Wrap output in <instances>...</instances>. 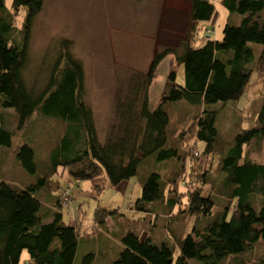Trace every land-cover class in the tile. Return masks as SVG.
Here are the masks:
<instances>
[{"label":"trees","instance_id":"obj_1","mask_svg":"<svg viewBox=\"0 0 264 264\" xmlns=\"http://www.w3.org/2000/svg\"><path fill=\"white\" fill-rule=\"evenodd\" d=\"M6 2L0 0V111L13 110L19 126L38 112L67 122L68 129L44 164L37 166L35 151L27 144L16 151L17 160L30 175H35L38 168L43 173L37 185L21 188L0 181V264H252L257 248L261 253L256 264H264V163L244 155L245 146L264 138V96L259 126L240 131L226 151L228 158L223 169L230 171L229 182L234 185L231 199L214 222L194 229L183 239H175L180 246L176 260L175 247L169 242L174 239L158 240L152 232L154 224L147 230L123 231L118 236L111 233L107 229L108 220L121 216L120 209L108 210L98 203L92 227L82 236L79 232L82 223L72 220L68 223L63 214L75 193L81 191L83 181H91L98 196L105 186H94L95 179L106 176L110 185L118 187L135 177L140 162L154 154L162 160L184 163L185 151L173 132H169L170 116L164 106L180 100L199 107L210 106L238 101L245 95L253 73L250 65L255 60V49H258L255 70L264 71V0H220L229 14L222 40L211 39L212 31L207 27L215 15L214 1L190 0L191 26L187 39L181 43V53L178 48L165 49L154 57L146 78L135 77L131 81L128 95L118 99L117 123L104 142L100 140L94 114L85 102L84 66L71 51L70 41H61L57 57L48 65L44 86L40 89L36 76L29 84V46L45 0H11L9 7ZM20 12L24 15L18 26ZM203 30L204 42L198 46L194 42ZM207 31L208 37L204 36ZM169 55H174L183 66L184 83L178 82L172 70L161 102L153 108L151 87L158 67ZM217 118L216 110L203 109L198 113L195 139L204 144V150L197 154L213 151L219 137ZM12 135L0 126V146L10 147ZM186 173L183 166L177 168L163 186L158 181L160 176L153 174L143 184L135 210L157 215L163 204L176 206L177 190L186 182ZM201 174L205 184L208 174ZM55 175H67L69 181L58 195L53 194L54 186L50 185L48 194L41 196H50L54 202L43 205L45 200L39 198V192L53 183L51 178ZM167 185L171 186L168 194ZM56 186L58 191L60 185ZM182 194L187 201L177 216L212 213L213 201L204 196L202 186L186 189ZM157 202L161 205L153 207ZM107 233L115 235V241ZM84 238L92 249L80 253L79 244ZM105 242L111 243V247H105Z\"/></svg>","mask_w":264,"mask_h":264},{"label":"rangeland","instance_id":"obj_2","mask_svg":"<svg viewBox=\"0 0 264 264\" xmlns=\"http://www.w3.org/2000/svg\"><path fill=\"white\" fill-rule=\"evenodd\" d=\"M213 1L216 11L207 27L212 31L211 39L222 40L229 14L220 0ZM9 2L11 3V0L6 2L8 7ZM190 7V0H45L43 11L35 21L29 46V84L36 76L40 89L44 86L48 77V65L57 57L61 41H70L71 51L84 66L85 102L94 114L100 140L104 142L111 127L117 123L118 99L128 95L131 81L135 77L146 78L154 57L165 49L178 48L179 54L181 53V43L187 39L191 26ZM20 13L18 26L21 25L24 15L23 12ZM204 32L205 30L197 35L198 39L196 38L194 44L199 46L204 42ZM255 47L259 48L260 45ZM257 56L258 49H255V60L250 65L253 72L251 80L245 95L238 101L199 107L180 100L164 106L170 116L169 132H173L174 138L185 151L183 164H177L173 159H159L158 154H154L140 162L137 175L122 182L118 186L120 190L110 185L106 176L95 179L94 186H105L98 196L91 186V181H83L81 191L75 193L69 209L63 211L64 221L81 222L79 232L82 236L92 227L98 203L100 207L108 210L120 209L121 216L108 220L107 229L111 233L113 231L118 236L123 231H138L140 228L147 230L154 224L152 232L158 240L166 237L174 239L167 241L175 247L176 260L180 254V246L175 239H183L194 229H201L214 222L231 199L234 185L229 182L230 171L223 169L228 158L226 151L232 145L233 137L240 131L259 126L258 114L264 96V71L255 70ZM172 70L176 72L178 82L184 83L183 66L177 63L174 55L167 56L158 67L151 87L150 103L153 108L161 102ZM203 109L217 111L219 137L213 151L201 155L197 152L204 150V144L196 141L194 126L198 113ZM0 119V126L13 134L10 147L0 146V181L13 183L21 188L37 185L43 173L38 168L35 175H30L17 160L16 151L27 144L35 151L37 166L46 163L63 132L68 129V123L36 112L24 125L19 126L18 116L13 110L0 111ZM79 142L80 145L83 144L82 139ZM244 155L255 162L264 163V138L245 146ZM181 166L187 169V180L180 184L179 189V185L177 188L175 186L179 194L178 204L172 208L168 204L154 203L153 207L161 205V213L157 215L148 216L137 212L134 207L141 197L143 184L153 174H157L160 176L159 184L163 186ZM205 172L208 176L205 177L207 180L204 184L201 173ZM61 173L62 170L59 171V174ZM51 181L53 183L39 192V198L45 200L43 205L46 206H50L54 200L50 196L41 195L48 194L52 184L53 194L58 195L69 180L67 175H55ZM57 184L60 185L58 191ZM197 185L202 186L204 196H210L212 199V213L207 216H177L178 210L187 201L182 193ZM166 188L168 194L171 186L167 185ZM107 234L110 240L114 238L115 241V235ZM84 241L86 238L80 241V253L92 249V245L89 246L90 244H85ZM103 245L111 247L109 242ZM84 246L88 247L83 248ZM260 253L261 249L257 248L251 259L252 264L253 261L256 264Z\"/></svg>","mask_w":264,"mask_h":264},{"label":"built area","instance_id":"obj_3","mask_svg":"<svg viewBox=\"0 0 264 264\" xmlns=\"http://www.w3.org/2000/svg\"><path fill=\"white\" fill-rule=\"evenodd\" d=\"M210 34V32L209 31H207V33H206V35L205 36H207L208 37V35Z\"/></svg>","mask_w":264,"mask_h":264}]
</instances>
